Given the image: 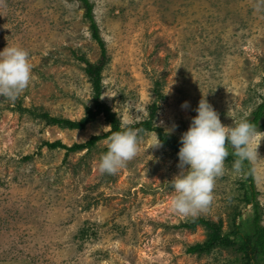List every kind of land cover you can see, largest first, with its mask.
<instances>
[{
	"label": "rangeland",
	"instance_id": "1",
	"mask_svg": "<svg viewBox=\"0 0 264 264\" xmlns=\"http://www.w3.org/2000/svg\"><path fill=\"white\" fill-rule=\"evenodd\" d=\"M87 1L106 56L100 101L121 127L146 120L156 103L154 126L180 140L202 96L225 126L263 100L257 0ZM85 12L81 0H0V51L22 47L32 66L14 101L0 96V264H244L235 248L189 254L209 231L181 227L199 219L223 235L234 223L249 227L255 209L243 165L232 169V149L209 204L182 215L171 208L167 183L180 170L177 153L155 146L153 132L114 174L98 168L106 138L74 153L43 146L71 147L109 131L101 115L82 130L40 117L79 121L92 108L82 60L95 64L101 45ZM257 145L250 165L264 227V138L254 137L250 147Z\"/></svg>",
	"mask_w": 264,
	"mask_h": 264
},
{
	"label": "clouds",
	"instance_id": "2",
	"mask_svg": "<svg viewBox=\"0 0 264 264\" xmlns=\"http://www.w3.org/2000/svg\"><path fill=\"white\" fill-rule=\"evenodd\" d=\"M256 7H264V0H257ZM31 67L28 52L22 47L7 46L0 51V96L14 101L29 84ZM187 106V101L181 105L182 108ZM194 111L196 115L180 136L177 153V167L180 170L167 182L172 190L171 208L182 215L195 214L209 204L215 180L224 172V161L229 155L228 146L235 157L232 169L238 173L244 161L253 162L258 158L259 144L255 148L250 147L252 139L257 136L264 138V132L254 127L248 119L242 118L233 122L232 126L223 125L219 114L204 96ZM139 131L125 128L112 132L104 140L107 151L99 158L101 173H116L136 155ZM153 135L157 137L155 146H158L160 140L156 132Z\"/></svg>",
	"mask_w": 264,
	"mask_h": 264
},
{
	"label": "trees",
	"instance_id": "3",
	"mask_svg": "<svg viewBox=\"0 0 264 264\" xmlns=\"http://www.w3.org/2000/svg\"><path fill=\"white\" fill-rule=\"evenodd\" d=\"M85 6V18L90 22V29L92 36L101 45L100 58L95 64H91L84 59L82 62L85 64V75L89 79V83L92 89V108H85V115L79 121H70L60 118H50L46 114L40 115L41 118L45 120L48 125H56L60 127L67 128L69 130H82L89 123H92L100 115L103 116L105 122L109 126V131L100 136H93L88 141L83 144H74L71 147H66L60 142L55 143H44L47 149H63L66 153H74L77 151L92 148L99 140L107 138L114 131H121L125 128L139 129L138 138L141 137L145 132H156L158 139L160 140V145L163 148H169L174 153H178L180 147V140L175 139L172 135L164 132L160 127H155L153 124L155 114L158 109V105L153 103L148 108V118L141 122L135 123L128 127H121L119 119L111 111V109L104 103L100 101V96L102 92L101 85V71L106 62V56L99 41V36L97 33V27L94 24V20L91 15V7L87 0H81ZM160 96V95H159ZM259 131L264 128V98L259 103L256 108L251 112L250 116L247 118ZM157 138V137H156ZM228 150L231 147L228 146ZM229 152V151H228ZM229 159V156L226 157ZM243 167L247 174V181L249 184V190L251 197L247 202L251 203L255 209L253 218L245 229H240L238 225L234 223L233 231L228 235H223L219 225L212 224L201 219L195 220L192 223L182 225L181 227L193 230L196 226H204L208 231L209 235L205 242L201 244H195L187 249L189 254H202L208 253L212 249H229L235 248L237 252L242 254V259L244 264H264V227L260 225V211L256 198V191L253 182V173L250 162L247 160L243 162Z\"/></svg>",
	"mask_w": 264,
	"mask_h": 264
}]
</instances>
